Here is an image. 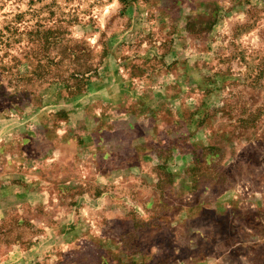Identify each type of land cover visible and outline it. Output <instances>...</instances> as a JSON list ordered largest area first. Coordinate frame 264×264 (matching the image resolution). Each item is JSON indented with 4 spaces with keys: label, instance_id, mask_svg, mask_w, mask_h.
<instances>
[{
    "label": "rangeland",
    "instance_id": "1",
    "mask_svg": "<svg viewBox=\"0 0 264 264\" xmlns=\"http://www.w3.org/2000/svg\"><path fill=\"white\" fill-rule=\"evenodd\" d=\"M0 264H264V0H0Z\"/></svg>",
    "mask_w": 264,
    "mask_h": 264
},
{
    "label": "trees",
    "instance_id": "2",
    "mask_svg": "<svg viewBox=\"0 0 264 264\" xmlns=\"http://www.w3.org/2000/svg\"><path fill=\"white\" fill-rule=\"evenodd\" d=\"M92 72V70L87 67L84 70H74V72L71 74L72 77H74L75 79H79L82 78L83 76H89V74Z\"/></svg>",
    "mask_w": 264,
    "mask_h": 264
}]
</instances>
